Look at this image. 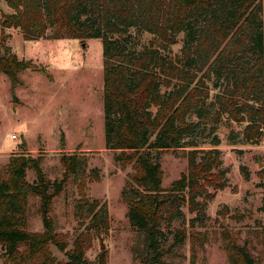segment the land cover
I'll use <instances>...</instances> for the list:
<instances>
[{
    "label": "trees",
    "instance_id": "obj_1",
    "mask_svg": "<svg viewBox=\"0 0 264 264\" xmlns=\"http://www.w3.org/2000/svg\"><path fill=\"white\" fill-rule=\"evenodd\" d=\"M13 13L6 27H18L28 40L101 39L103 44V99L106 148L115 160L133 162L136 174L127 180L122 196L130 224L141 235L134 247L140 264H174L168 261L189 233L184 206L195 216L190 224L203 225L207 200L213 194L201 180L213 184L221 165V139L217 126L223 116L246 122L243 136L257 143L264 135V5L261 0H6ZM135 30L153 34L157 49H128L121 35ZM185 40L181 55L163 53ZM32 64L19 59L9 47L0 49V74L12 88ZM213 81L210 87L209 83ZM212 88H219L209 102ZM209 104L216 107L209 149H199L197 136ZM191 115L199 120L193 121ZM155 135L154 140L151 137ZM190 148L188 169L163 187L161 154L169 149ZM41 155L12 156L0 172V245L13 264H47L46 242L53 231L49 218L52 200L64 189L68 177L82 181L87 160L77 153L63 154V177L48 180ZM33 170L36 180L27 179ZM208 175V178L204 175ZM210 176V177H209ZM40 199L44 232L27 229L29 199ZM202 200H199V199ZM79 219L90 218L97 229L109 224L107 203L80 198L75 205ZM178 223L175 227V223ZM58 244V243H57ZM60 250L66 245L58 244ZM143 245V246H142ZM21 247H24L21 250ZM231 264H264L247 243L229 241ZM63 264H89L76 246ZM62 264V263H57Z\"/></svg>",
    "mask_w": 264,
    "mask_h": 264
},
{
    "label": "rangeland",
    "instance_id": "obj_2",
    "mask_svg": "<svg viewBox=\"0 0 264 264\" xmlns=\"http://www.w3.org/2000/svg\"><path fill=\"white\" fill-rule=\"evenodd\" d=\"M13 12L6 0H0V49L9 47L33 67L19 75L21 84L15 88L5 74H0V172L5 171L12 156L29 153L42 156L45 176L54 181L63 177V154L77 153L87 160L84 179L69 176L63 191L52 200L48 216L53 231L47 236L48 258L42 256L39 262L63 264L68 259L67 252L76 246L89 264H140L133 250L141 245V235L128 220V206L122 196L126 181L136 174V166L133 162H117L116 152L105 144L101 39L28 40L20 28L4 25V18ZM121 37L128 49H157L159 44L148 32L137 35L130 30ZM184 40V33H180L177 42L163 53L173 58L181 55ZM218 89H211L209 102L213 103ZM209 111L208 117L201 120L205 130L196 138L199 149L212 148L209 133L215 125L216 107L209 104ZM190 119L199 120L196 115ZM245 126L246 122L221 118L217 126L221 165L213 170V184L224 182L225 186L217 188L210 184L213 179L201 180L213 194L207 200L204 223L192 226L190 219L195 213L188 206L183 207V227L189 235L182 247L168 256V261L231 264L228 245L229 241H236L247 243L264 263V135L257 143L247 141L243 136ZM154 138L155 135L151 140ZM189 149H169L161 154L163 187L168 188L187 172ZM27 179L36 180L33 170L27 171ZM80 198L107 203L108 228L97 229L90 218L76 216L75 205ZM39 205V197L31 196L27 229L42 234L45 228ZM174 225L177 227L178 223ZM61 242L66 245L65 250H60ZM0 264H13L1 245Z\"/></svg>",
    "mask_w": 264,
    "mask_h": 264
},
{
    "label": "built area",
    "instance_id": "obj_3",
    "mask_svg": "<svg viewBox=\"0 0 264 264\" xmlns=\"http://www.w3.org/2000/svg\"><path fill=\"white\" fill-rule=\"evenodd\" d=\"M13 138L15 139L16 138V135H14Z\"/></svg>",
    "mask_w": 264,
    "mask_h": 264
}]
</instances>
